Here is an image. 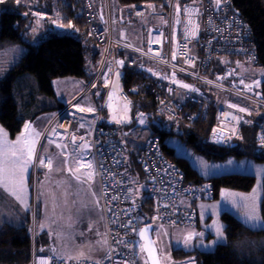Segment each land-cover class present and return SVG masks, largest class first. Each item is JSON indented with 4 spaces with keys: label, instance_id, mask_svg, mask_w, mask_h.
Wrapping results in <instances>:
<instances>
[{
    "label": "built area",
    "instance_id": "obj_1",
    "mask_svg": "<svg viewBox=\"0 0 264 264\" xmlns=\"http://www.w3.org/2000/svg\"><path fill=\"white\" fill-rule=\"evenodd\" d=\"M83 2L88 11L87 17L98 20L93 31L104 43L103 60L89 83L52 114L47 122V130L34 143L30 156L34 162L30 184L36 187L39 168H50L49 160L39 161V150L47 139L57 142L65 156L75 158L76 161L81 157L89 159L98 185L106 230V252L100 261L93 262L61 259L52 252L40 251L37 225L39 201L36 194L30 199L29 220L21 231L30 245L29 264H138L143 255L142 243L138 238L142 227L174 228L194 225L197 223L196 204L214 196L211 181H186L183 169L163 152L158 135L145 140L137 157V165L144 177L145 198L134 195V181L128 168L129 161L123 139L132 108V99L129 96L131 90L127 93L122 85L119 88L116 73L122 74L124 69L114 63V47L122 43L135 53V57L127 62L130 67L143 65L152 53H156L159 63L165 69L173 68L171 25L176 0H167V32L153 25L149 27L148 34L162 35V41L147 42L141 48L135 47L127 39V27L133 26L136 20L146 16V7H119L113 10L111 0H104V11L100 14L94 12V0ZM230 3L231 0H189L181 5L182 32L174 44V51L182 65L194 69L190 75L191 86L181 90L167 80L156 83V111L175 121L184 119L187 104L208 106V102L195 93L200 85H204L209 92L218 90L227 96L223 105L218 104L215 128L208 138V142L217 146L233 143L242 121L245 120L242 112L229 108L228 99L239 96L257 105H263L264 100L262 80L243 77L233 66H225L222 73H214L213 79L208 78L212 59L221 54H234L252 66L259 64L253 34L239 14L231 9ZM108 60L111 63V74L107 91L100 107H95L92 103L93 95ZM114 79L117 80V85L112 89ZM110 96L116 97L113 112L119 127L100 123ZM142 116L141 111L135 112L137 122ZM49 125L53 127L52 130L48 129ZM257 144L264 148V132L257 137ZM195 261V258L172 259L168 264H195Z\"/></svg>",
    "mask_w": 264,
    "mask_h": 264
},
{
    "label": "trees",
    "instance_id": "obj_2",
    "mask_svg": "<svg viewBox=\"0 0 264 264\" xmlns=\"http://www.w3.org/2000/svg\"><path fill=\"white\" fill-rule=\"evenodd\" d=\"M186 1L189 0L175 2L176 9L171 25V38L174 44L181 37L180 7ZM232 4L253 32L259 60L257 67L264 70V0H232ZM111 6L113 10L119 7L147 8L144 18L127 27V39L137 48L147 44L150 26L160 27L167 32V0H111ZM103 11L104 0H94V12L102 14ZM3 14L10 17V27L24 46L15 63L0 73V124L11 137H15L23 125H31L43 114L51 116L63 106L64 102L56 99L52 87L54 79L73 77L86 85L100 68L105 48L104 43L96 38L93 31L98 20L95 17H87L89 15L83 0H0L1 26ZM134 57L135 53L126 45L121 43L114 47V63L126 71V88L133 87L143 80L147 82L146 87L141 86L130 94L132 110L125 126L126 134L123 141L127 150L131 179L134 182L144 181L137 165V157L144 141L150 136L158 135L161 138L162 149L183 169L187 182L211 181L214 187L213 198H218L221 188L249 191L255 183L254 176L232 173L205 179L185 158L178 156L175 150L165 143V138L177 131L185 141L209 154L221 156L230 152L243 156L251 153L262 160L264 148H260L256 140L259 134L264 132V100L263 105H257L239 96L232 97L239 103L249 102L254 107L242 111L245 120L242 121L235 140L230 147L223 148L208 142L219 107L212 90L206 91L207 88L200 85L196 93L209 104L207 118H203L202 106L187 104L185 119L171 120L156 111V83L166 79L161 80L148 70L145 62L140 66H128V60ZM241 63H244L243 60L234 54H221L213 60L208 76L211 77L214 70L222 71L225 66L236 67ZM110 74L111 63L108 60L98 78V87L93 95L92 103L95 107L101 105ZM261 91L264 99V77ZM115 103L116 97L110 96L101 117V124L110 123L119 127L114 120ZM137 110L143 113L139 122L135 120ZM257 110L263 111V114L253 113ZM30 199L31 196L29 204ZM38 203L40 215L41 205ZM9 204L11 200L0 189V264H29L30 245L21 231L29 220V211L27 215H21L18 222L10 224L1 219ZM222 220L225 223L224 244L218 245L211 252L173 250V260L194 257L195 264H264V231L247 227L229 212L222 214ZM48 244L47 233L39 231V250L45 251Z\"/></svg>",
    "mask_w": 264,
    "mask_h": 264
},
{
    "label": "rangeland",
    "instance_id": "obj_3",
    "mask_svg": "<svg viewBox=\"0 0 264 264\" xmlns=\"http://www.w3.org/2000/svg\"><path fill=\"white\" fill-rule=\"evenodd\" d=\"M174 9H176V6ZM160 20L162 21L161 18ZM161 41L162 35L149 33L147 36V42L157 43ZM174 48L173 43V56H175ZM23 49L22 42L10 27V17L3 14L2 26L0 25V73H3L15 63L17 55ZM145 63L151 71H164L156 53H152ZM235 68L243 77L249 79L259 78L262 80L264 77V70L257 66L241 63ZM83 84L81 80L76 78L65 77L54 79L52 87L56 99L66 102V100H71L75 97L78 91L83 88H81ZM212 95L220 106L227 100V96L218 90L212 91ZM227 102L231 110L239 112L252 109L253 106L249 102L239 103L233 100V98L228 99ZM253 113L262 115L263 111L257 110ZM49 119L50 116L48 114L40 115L31 125H23L15 137H11L8 131L0 124V148L14 147L21 150L22 148L25 149V146L27 147L29 144L31 146L34 143L36 144L37 139L35 141L33 139L36 138L42 126ZM165 143L173 148L178 156L185 158L205 179L223 174L237 173L254 176L255 183L246 192L221 188L218 198L199 201L196 204L197 223L194 225H184L174 228L155 227L152 236L162 264L172 261L173 250L211 252L218 245L224 244L226 242L224 233L225 223L222 220L224 212L235 215L239 221L251 229H264V223H257L256 221L252 223L248 222L249 217H256L259 218V221H264V159H258L251 153L237 156L227 152L221 156H215L214 154L207 153L205 150L198 149L191 142L185 141L177 134V131L168 134L165 138ZM59 146L58 143L52 140L47 139L43 142L39 150V161L42 162L43 159L50 160L51 168L53 166V169L43 171L42 168H39L36 187H33L32 183L29 184L30 196L32 197L36 194V198L41 205L37 224L38 234L39 231L47 233L49 244L45 248V251L52 252L55 257L61 259H86L98 262L101 260L104 245L102 233H104L105 224L102 211L99 209L95 199L96 194L92 193V198L88 196L86 204L87 206L90 205L93 210L85 217L82 208L85 199L83 194L80 193L81 186L77 184V179L68 178L58 172L56 166L57 157L54 150ZM185 150L188 153L187 155L185 154ZM30 156L31 154H29V158ZM26 161L23 159L17 160V167L28 169L32 173L34 162L31 159L29 163H26ZM229 161L232 163L229 164ZM217 165L220 167L216 168L215 166ZM133 183L134 195L145 198L143 191L144 183L142 181H135ZM93 188L95 187L93 186ZM138 191L140 194H138ZM85 218L88 221H85ZM221 226L223 239L218 240L217 229ZM188 237H192V239L188 240ZM144 258L143 254L138 264H142L140 262L142 260L143 264H147Z\"/></svg>",
    "mask_w": 264,
    "mask_h": 264
},
{
    "label": "crops",
    "instance_id": "obj_4",
    "mask_svg": "<svg viewBox=\"0 0 264 264\" xmlns=\"http://www.w3.org/2000/svg\"><path fill=\"white\" fill-rule=\"evenodd\" d=\"M171 62L173 64V68H170L169 70L164 68V71L162 72L160 71L154 72L153 70L151 71L148 68V66L147 69L150 70L152 73H155L158 78H161V80L166 79L167 81L174 83L181 90L188 89L191 86V82H192L190 75L192 74V72H194L193 71L194 69L192 67H187L182 65L180 61L177 59L176 54L175 56H173L172 54ZM82 87L83 85L81 86V88ZM197 90L198 89H196L195 93H197ZM39 135H40V131L36 135V138L33 140L35 141ZM32 147L33 144L32 146L29 144L27 147L25 146V149L22 148L21 149L22 151L14 147L0 148V189L11 200V204L6 206L4 216L1 219L10 224H14V222L15 223L18 222L20 216L27 215L29 211V198H30L29 184H30L31 173L28 169L17 167L16 161L19 159H23V160H27L28 162L27 161L26 162L29 163L30 162L29 154L32 153ZM54 153L55 156L57 157L56 166L58 172L60 174H63L64 176H67L68 178H76L77 184L81 186L80 193L83 194V197L85 199V203H83L82 205V208L85 213V217L88 215V213L91 210H93L90 205L87 206L86 204L88 196H91L92 198V193L96 194L95 199L97 201L99 209L101 210L100 201H99V191L98 189L96 190V188H98V185L93 174L91 161L86 157H81V159L76 161L75 158H71L63 155L59 147L54 150ZM22 163L24 162L22 161ZM51 169H53V166L51 168V162H50V168L44 169L43 171H49ZM93 186L95 188H93ZM7 208L8 211L6 212ZM85 221L88 220L86 219ZM102 236H103L104 245H103V254H101V258L104 256L107 248L105 228H104V233H102ZM168 263L169 262H166V264Z\"/></svg>",
    "mask_w": 264,
    "mask_h": 264
},
{
    "label": "bare ground",
    "instance_id": "obj_5",
    "mask_svg": "<svg viewBox=\"0 0 264 264\" xmlns=\"http://www.w3.org/2000/svg\"><path fill=\"white\" fill-rule=\"evenodd\" d=\"M230 7H231V9L233 10V11H235L236 13H238L239 14V16L243 19V21L245 22V24H246V26H247V28L251 31V29H250V27L248 26V24L246 23V21L244 20V18L241 16V13L233 6V4H232V0H231V3H230ZM252 32V31H251ZM252 34H253V32H252ZM96 38L98 39V40H100L99 39V37L98 36H96ZM239 57V56H238ZM217 57H215V58H213L212 59V61H211V64H212V62H213V60L214 59H216ZM240 58V57H239ZM240 59H242V58H240ZM244 62V61H243ZM245 63V62H244ZM211 64H210V67H211ZM246 64V63H245ZM161 66H162V68H164L163 67V65L162 64H160ZM210 67H209V71H211L210 70ZM209 71H208V73H209ZM223 72V70L222 71H217V70H214V71H212V76L211 77H209L208 76V78H210V79H213L214 78V73H222ZM117 74V76H118V78H119V88H121V85L123 86V90L125 91V92H129V90H131V92H129V96H130V94L131 93H133L136 89H138L139 87H141V86H147V82L145 81V80H143V81H141V82H139L138 84H136L135 86H130V87H128V88H126V86H125V78H126V71L125 70H123V72H122V74H121V72H117L116 73ZM117 85V80L116 79H114L113 80V82H112V84H111V88L113 89L115 86ZM155 89H156V91H157V88L155 87ZM107 91V90H106ZM106 91H105V93H106ZM157 93V92H156ZM196 105H198V106H202L203 107V109H204V113L202 114L203 115V118L205 119V118H207V110H208V108H209V104H208V106H204L203 104H196ZM185 117H186V115L184 116V119H185ZM183 119V120H184ZM47 123L46 124H44V126H42V128H41V130H40V134H42V133H44L46 130H47ZM214 128H215V125H214ZM213 128V129H214ZM49 130H52L53 129V127L52 126H50L49 125V128H48ZM57 135V134H56ZM57 137H58V135H57ZM59 139L60 140H63V137L62 136H59ZM257 141V140H256ZM232 145V143L231 144H229V145H226V146H221V147H223V148H225V147H230ZM163 152H164V150H163ZM165 153V152H164ZM166 154V153H165ZM167 155V154H166ZM168 156V155H167Z\"/></svg>",
    "mask_w": 264,
    "mask_h": 264
},
{
    "label": "water",
    "instance_id": "obj_6",
    "mask_svg": "<svg viewBox=\"0 0 264 264\" xmlns=\"http://www.w3.org/2000/svg\"><path fill=\"white\" fill-rule=\"evenodd\" d=\"M152 233V226H144L138 232V238L142 243L143 254L147 264H162Z\"/></svg>",
    "mask_w": 264,
    "mask_h": 264
},
{
    "label": "snow or ice",
    "instance_id": "obj_7",
    "mask_svg": "<svg viewBox=\"0 0 264 264\" xmlns=\"http://www.w3.org/2000/svg\"><path fill=\"white\" fill-rule=\"evenodd\" d=\"M69 27H71V25H69ZM193 35H195V33H193ZM89 111H91V109H89ZM119 122V121H118ZM185 154L187 155L188 153H187V151L185 150ZM27 163V162H26ZM229 164H231L232 162L231 161H229L228 162ZM216 168H218V167H220V166H215ZM253 221H256L257 223H264V221H259V218H256V217H249L248 218V222L249 223H252ZM222 226L220 227V228H218L217 229V233H218V235H217V239L218 240H222L223 239V236H222ZM262 230H264V229H262ZM192 239V237H188V240H191ZM186 243H187V241H186ZM215 243V242H214Z\"/></svg>",
    "mask_w": 264,
    "mask_h": 264
},
{
    "label": "clouds",
    "instance_id": "obj_8",
    "mask_svg": "<svg viewBox=\"0 0 264 264\" xmlns=\"http://www.w3.org/2000/svg\"><path fill=\"white\" fill-rule=\"evenodd\" d=\"M83 86H84V84H83ZM64 103H65V102H64ZM63 105H64V104H63ZM114 107H115V106H114ZM113 109H114V108H113ZM113 113H114V112H113ZM51 116H52V115H51ZM51 116H50V117H51ZM114 117H115V119H114V120H115V123H117V119H116V115H115V114H114ZM100 123H101V121H100ZM39 137H40V135L38 136L37 140L39 139ZM48 140H50V139H48ZM50 141H51V140H50ZM52 141H53V140H52ZM54 142H55V141H54ZM56 143H57V142H56ZM59 148H60V146H59ZM47 160H48V159H47ZM49 161H50V160H49ZM48 169H49V168H48ZM42 170H44V169H42ZM30 177H31V175H30ZM154 228H155V227H153V230H154Z\"/></svg>",
    "mask_w": 264,
    "mask_h": 264
},
{
    "label": "flooded vegetation",
    "instance_id": "obj_9",
    "mask_svg": "<svg viewBox=\"0 0 264 264\" xmlns=\"http://www.w3.org/2000/svg\"><path fill=\"white\" fill-rule=\"evenodd\" d=\"M145 259V258H144ZM142 264H143V260L142 261H140Z\"/></svg>",
    "mask_w": 264,
    "mask_h": 264
}]
</instances>
